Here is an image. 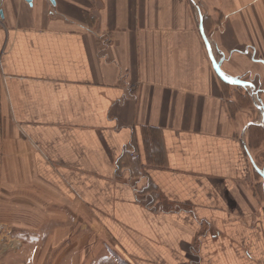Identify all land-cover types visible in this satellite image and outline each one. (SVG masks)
I'll use <instances>...</instances> for the list:
<instances>
[{
    "label": "crops",
    "instance_id": "crops-1",
    "mask_svg": "<svg viewBox=\"0 0 264 264\" xmlns=\"http://www.w3.org/2000/svg\"><path fill=\"white\" fill-rule=\"evenodd\" d=\"M0 14V264H94L96 209L119 264H264V0Z\"/></svg>",
    "mask_w": 264,
    "mask_h": 264
},
{
    "label": "rangeland",
    "instance_id": "rangeland-1",
    "mask_svg": "<svg viewBox=\"0 0 264 264\" xmlns=\"http://www.w3.org/2000/svg\"><path fill=\"white\" fill-rule=\"evenodd\" d=\"M131 153V152H130ZM131 158H137L135 154L131 153ZM120 166H124L125 163L122 161L120 162ZM130 182L134 185L138 192V198L140 201L146 205L150 204L152 207H156L158 205V198L161 194L157 193L155 191V186L148 180L146 177L141 176V177H132L130 178ZM27 198L25 200H30L31 202H37L40 197L39 194L37 193H30L27 194ZM162 196V195H161ZM159 208V206H157ZM103 214L107 215V213L104 210H95L94 214L90 213L89 214H80V219L87 220L88 219V224L89 227L94 226V237L95 239V246L94 250L95 252H89V256L97 255L100 249L102 248H107L110 251L109 255H97L95 257L96 262L94 264H119V263H125L127 262V259L123 257V255L120 254L119 248L116 244V241L114 238L110 235L109 230L106 228V226L103 224V221L101 219L103 218ZM88 215V217H86ZM102 216V217H101ZM87 218V219H86ZM93 218V220H92ZM84 221V220H83ZM80 220V224L83 222ZM81 228V225H80ZM79 233H81V229L79 230ZM81 238V234H80ZM87 239H84V242L82 240L81 243L88 244L86 241ZM92 242H89L91 244ZM65 245V243H64ZM82 247V246H81ZM92 247V246H89ZM103 250V249H102ZM110 256V257H109Z\"/></svg>",
    "mask_w": 264,
    "mask_h": 264
},
{
    "label": "water",
    "instance_id": "water-1",
    "mask_svg": "<svg viewBox=\"0 0 264 264\" xmlns=\"http://www.w3.org/2000/svg\"><path fill=\"white\" fill-rule=\"evenodd\" d=\"M27 1H31V0H27ZM214 66L216 68V70L218 71L219 74H221V71H220V67L214 62Z\"/></svg>",
    "mask_w": 264,
    "mask_h": 264
},
{
    "label": "built area",
    "instance_id": "built-area-1",
    "mask_svg": "<svg viewBox=\"0 0 264 264\" xmlns=\"http://www.w3.org/2000/svg\"><path fill=\"white\" fill-rule=\"evenodd\" d=\"M1 3H2V0H0V9H1ZM2 24V19H1V14H0V25Z\"/></svg>",
    "mask_w": 264,
    "mask_h": 264
},
{
    "label": "trees",
    "instance_id": "trees-1",
    "mask_svg": "<svg viewBox=\"0 0 264 264\" xmlns=\"http://www.w3.org/2000/svg\"><path fill=\"white\" fill-rule=\"evenodd\" d=\"M128 148H130V147H128ZM131 149H132V148H130V152H131ZM130 152H129V153H130ZM133 159L138 163L137 158H133ZM135 164H136V163H135ZM138 200L140 201L139 198H138ZM148 205H150V204H148Z\"/></svg>",
    "mask_w": 264,
    "mask_h": 264
}]
</instances>
